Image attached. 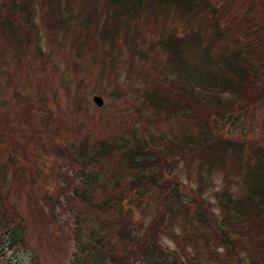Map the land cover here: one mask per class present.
<instances>
[{"label":"rangeland","instance_id":"374dc122","mask_svg":"<svg viewBox=\"0 0 264 264\" xmlns=\"http://www.w3.org/2000/svg\"><path fill=\"white\" fill-rule=\"evenodd\" d=\"M87 1L0 0V33L8 36L2 23L9 21L18 40L5 44L0 34V209L18 213L25 226L23 247L3 252L0 237V263L70 264L75 223L83 219L84 234L94 225L107 231L120 198L142 231L162 223L164 247L202 264H237L209 236L223 215L222 199L248 193L244 177L264 154V0H208L211 12L190 18L155 5L129 21L111 19L107 0ZM192 32L202 41L183 44L188 66L201 65L206 50V72L213 73L206 77L241 80L240 93L213 92L211 102L204 89L184 96L178 91L179 72L170 69L161 42L170 36L184 40ZM232 52L242 53V79L223 72L220 59ZM154 94L167 95V103L179 101L185 115L156 107ZM95 96L102 98L101 107ZM216 136L228 146L200 155L192 144L206 147ZM98 142L110 148L107 154ZM136 145L152 153L151 176L158 184L149 191L124 160ZM88 197L94 203L110 200L111 207L100 211L83 204ZM198 210L204 223L195 219ZM60 232L70 236L67 244L57 238ZM244 243L246 250L238 244L234 253L251 264L258 254Z\"/></svg>","mask_w":264,"mask_h":264},{"label":"trees","instance_id":"16d2710c","mask_svg":"<svg viewBox=\"0 0 264 264\" xmlns=\"http://www.w3.org/2000/svg\"><path fill=\"white\" fill-rule=\"evenodd\" d=\"M107 1L111 10L110 18L114 20L124 17L126 21H129L131 17L137 18L142 10L152 11L156 6L162 10L166 7L170 8L178 12V16H188L189 18L196 12H202L204 10L208 13L211 12L208 8V0ZM87 4L92 5L91 0H88ZM2 24V27L8 32L7 37L0 33L3 36L4 43L6 44V42L9 43L10 40H14L16 44H18V40L13 34L14 29L11 23L7 21ZM112 27H115V25ZM214 33L215 37L212 36L213 39H218V32ZM108 34L109 36L113 35L111 32ZM203 40H205V38H203ZM200 41H202L200 33L192 32V36L188 35V37L184 40H178L170 36L164 43L161 42V45L166 48L170 55V69L179 72V80L176 81L175 85L178 88V91L180 90L184 96L195 90L201 91L204 89L207 92L204 94V97L209 99L211 102H215L216 99V95L213 92L230 91L240 93L239 90L241 89L237 86V83H240L241 80L237 81L223 76H220L217 80H212L206 77V75L213 74L211 71L206 72L208 67H206V62H208L206 50H204L201 65H192V68L188 66V61H185L182 57V48L185 47L183 44L186 42V44L189 45L192 42V44L199 46L201 44ZM18 51L19 49L16 50L15 55ZM241 54L239 52H232L228 58L224 56L221 57L220 63L225 68L223 69L224 74H231V76L239 75L241 79L243 78L245 71L242 67L244 65L241 66V69H239V66L243 62V59L240 58ZM166 97L167 95L163 96V94H154L151 97V100L156 107L163 108L168 114H173V116H179V114L185 115L183 112L184 106L181 108L177 106L179 101H176V104L167 103ZM218 137L219 136L215 137V141L209 140L208 143V140H206L204 142V144L207 143L206 147L201 146L197 140H192V144L196 148L195 150L201 148L199 153L200 155H205L206 151L214 152L218 146H228L227 143L221 141L222 136ZM98 145L100 146L101 151H103V154H107L109 152L110 148L105 145L104 142H98ZM183 145L184 144H182V146ZM190 145L191 143L186 146L188 147ZM168 147L171 149L175 147V144L169 142ZM175 148L178 149L177 147ZM234 150L238 151L237 149ZM149 153H151V151L146 150L145 146L136 145L132 150L127 152L124 159L128 168L135 174V179H137L147 191H149L150 188H155L158 184V181L155 182V180H157L156 177H154V175L151 176L152 169L149 165ZM158 153H162V151ZM160 156L165 157L164 154ZM259 156L260 160L256 164L254 170L248 172L244 177V183L247 184L248 193L242 198L234 200L229 197L223 198L224 194L219 196L223 198L222 202L224 204V212L222 217L218 221L214 222L215 230L213 231V234L211 233L209 236L210 239L214 238V241L218 243L219 246L223 247L225 257L226 255H234L236 257L237 264H244V259L234 253V248L236 245L240 244L241 249H243V251L246 250L248 246L244 242L250 244L254 255L258 254L256 259L250 260V263L264 264L263 152H261ZM81 160H86L84 155L81 157ZM10 161H12V158ZM156 163V161L152 160V166H155ZM85 164L87 163L85 162ZM65 183L67 186L70 185V182L67 180H65ZM161 184L162 190L165 189L166 185L163 183ZM60 193L65 195L63 191ZM139 194L143 195L144 193L140 192ZM66 197L67 196L65 195V198ZM166 198L167 197L162 198L164 206L163 213L165 217L168 212H170L168 204L165 202ZM81 200L83 204L90 205L100 211H104L108 209V207H111V205L108 204L110 200L102 201L100 203L92 202L90 197ZM68 201L69 200L67 199L66 202L69 203ZM0 202H2L1 199ZM114 204H117L118 213L110 222L107 231H104L102 226L96 227L94 225L95 228H86L87 233L84 234L81 229V222L83 219L75 223V229L72 231L71 235L74 233L73 236L75 237L76 248L72 254L70 264H202L200 258L196 256L178 253L177 251L171 250L162 245L160 237L158 236V231L160 230V226L162 224L160 221L150 223L142 231L140 228L141 225L138 227V225L135 224L136 221L133 219L132 215L122 207L120 198H116ZM184 210V217L188 219L187 211L185 208ZM17 214L18 213L12 212V214L9 215L7 207L0 209V237L2 238L3 235L2 239H4L6 243V249L4 247L2 248L3 252L7 251V249L14 250V247L17 244L21 247L24 246L25 226L23 225L22 217ZM203 215H205L204 212L198 210L195 219L198 222L204 223L205 217ZM17 217H19L18 220ZM76 218H78V215ZM206 225H208V223H206ZM83 234L87 238L83 239ZM66 237L68 240L70 239V236L63 232L57 234V238L65 244H67L65 239ZM117 246L120 247V250L116 249ZM247 253H249V249ZM0 264H2V261ZM4 264L11 263L9 261H5Z\"/></svg>","mask_w":264,"mask_h":264},{"label":"water","instance_id":"95a60500","mask_svg":"<svg viewBox=\"0 0 264 264\" xmlns=\"http://www.w3.org/2000/svg\"><path fill=\"white\" fill-rule=\"evenodd\" d=\"M93 101H94V103L97 105V106H102L103 105V100H102V98H100V97H97V96H95V97H93Z\"/></svg>","mask_w":264,"mask_h":264}]
</instances>
